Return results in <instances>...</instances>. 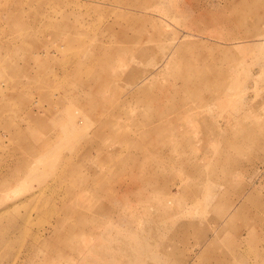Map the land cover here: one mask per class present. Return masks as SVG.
Returning <instances> with one entry per match:
<instances>
[{
	"label": "rangeland",
	"instance_id": "374dc122",
	"mask_svg": "<svg viewBox=\"0 0 264 264\" xmlns=\"http://www.w3.org/2000/svg\"><path fill=\"white\" fill-rule=\"evenodd\" d=\"M0 264H264V0H0Z\"/></svg>",
	"mask_w": 264,
	"mask_h": 264
},
{
	"label": "bare ground",
	"instance_id": "6f19581e",
	"mask_svg": "<svg viewBox=\"0 0 264 264\" xmlns=\"http://www.w3.org/2000/svg\"><path fill=\"white\" fill-rule=\"evenodd\" d=\"M238 14H239L238 12H234V13L231 14L232 16L231 15H223L220 18L216 16V18L218 20H220L222 23H227L230 20V22H231L230 24H232V25L234 24L235 25L236 22H239L238 18H237ZM209 22L212 23L214 21L210 20Z\"/></svg>",
	"mask_w": 264,
	"mask_h": 264
}]
</instances>
